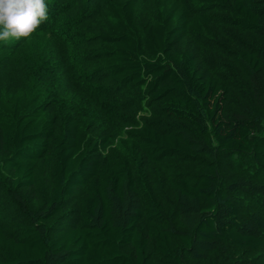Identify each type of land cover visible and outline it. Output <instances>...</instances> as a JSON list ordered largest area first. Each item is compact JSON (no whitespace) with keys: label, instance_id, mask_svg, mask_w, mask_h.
<instances>
[{"label":"trees","instance_id":"16d2710c","mask_svg":"<svg viewBox=\"0 0 264 264\" xmlns=\"http://www.w3.org/2000/svg\"><path fill=\"white\" fill-rule=\"evenodd\" d=\"M152 3L0 41V264H264V0Z\"/></svg>","mask_w":264,"mask_h":264},{"label":"clouds","instance_id":"9594fccd","mask_svg":"<svg viewBox=\"0 0 264 264\" xmlns=\"http://www.w3.org/2000/svg\"><path fill=\"white\" fill-rule=\"evenodd\" d=\"M47 0H0V41L28 38L47 19Z\"/></svg>","mask_w":264,"mask_h":264},{"label":"rangeland","instance_id":"374dc122","mask_svg":"<svg viewBox=\"0 0 264 264\" xmlns=\"http://www.w3.org/2000/svg\"><path fill=\"white\" fill-rule=\"evenodd\" d=\"M139 4H141V9H139V13H140V15L141 16H149L150 14L152 15V10H153V3H152V0H139ZM141 18V17H140ZM97 20H99L97 23H99V26L100 25H103L105 22H106V20L104 19V18H102V20L100 19V18H97V19H94V20H92L91 21V25L92 26H97L96 24L97 23H95V21H97ZM224 29V31H227V29L230 31V34H227L226 33V35L228 36V37H230V36H232L231 34H236L235 32H234V30L233 29H231V28H229V27H224L223 28ZM220 31V30H219ZM241 35V34H240ZM244 36H246V37H244ZM253 36V34L252 33H250V32H246V34L245 35H242V37L243 38H250L251 39V37ZM225 38H226V36H221V37H219V39H222L221 40V42L223 43V40H225ZM187 45H189V46H192L193 44L195 45V46H197V44H198V41L197 40H195L192 36H190V39H188L186 42H185ZM205 43H200V48L202 49V50H200V51H202V54H203V61L204 62H207V63H210V62H212V61H214L213 60V57L211 56V55H208V53H207V50L205 51V48H204V46L206 45H204ZM186 45V46H187ZM202 46V47H201ZM87 53V50H83L82 51V53L81 54H86ZM218 57H219V60H222L223 61V57L221 56V55H219L218 54ZM90 65V64H89ZM83 69V67L82 68H79L78 70L79 71H81ZM84 69L86 70L87 68H86V66L84 67ZM82 74V73H81ZM124 89V88H123ZM131 88L129 87V90H130ZM124 91H127V88L124 90ZM131 91V90H130ZM124 95H127L126 93H124ZM130 95V94H129ZM240 101V100H239ZM244 101V103H245V100H243ZM149 108V106L147 107V106H145V109L147 110ZM233 110H237V108H238V106L237 105H235L234 107H231ZM148 111V110H147ZM145 111L144 110H140V113H138L137 115H139L138 117H140V114H143ZM222 160V159H221ZM225 160H229V159H226L225 158ZM230 163H228L227 161H225L224 163H223V167H224V169H230V165H229ZM229 251L230 252H232V253H234L235 252V254L236 253H240V252H242V251H244V250H242V249H240V250H236L235 248H230L229 249ZM245 253H249V252H246L245 251Z\"/></svg>","mask_w":264,"mask_h":264}]
</instances>
